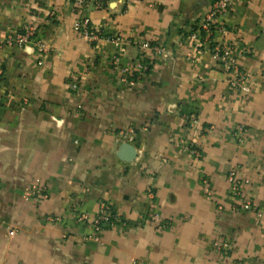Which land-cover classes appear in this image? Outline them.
I'll use <instances>...</instances> for the list:
<instances>
[{
  "label": "crops",
  "instance_id": "0c3cea01",
  "mask_svg": "<svg viewBox=\"0 0 264 264\" xmlns=\"http://www.w3.org/2000/svg\"><path fill=\"white\" fill-rule=\"evenodd\" d=\"M90 1L82 10L71 0H0V264H264V223L227 181L235 170L264 212V0H226L225 32L213 33L252 78L246 95L201 35L213 0ZM83 17L102 38L81 37ZM28 27L40 47L5 44ZM144 40L166 57L123 84L118 68ZM122 143L135 148L132 162L117 158ZM36 184L47 198L23 196ZM101 202L116 219L86 241L90 222L74 215ZM219 238L231 243L226 255L211 247Z\"/></svg>",
  "mask_w": 264,
  "mask_h": 264
},
{
  "label": "built area",
  "instance_id": "2783aa9c",
  "mask_svg": "<svg viewBox=\"0 0 264 264\" xmlns=\"http://www.w3.org/2000/svg\"><path fill=\"white\" fill-rule=\"evenodd\" d=\"M77 7L81 8L82 10L87 9L88 5L90 4V0H71ZM227 8V1L226 0H213L211 2V6L207 14L202 20V24L200 26V30L203 33V37L209 41L212 45V57L213 59L220 65L224 73L228 76V83L229 85L237 90L240 94L246 95L249 93L251 86H252V78L243 70H241L238 66L236 58L232 54V50L230 46L223 45L216 40H213V33L214 32H222L224 33L225 30L222 28L221 24L219 23V18L223 14V12ZM74 28L80 32L81 37L87 41L96 40L102 38L100 33L92 30L89 26V19L88 18H81L78 20ZM200 35V31L197 33ZM37 35V30L34 27L24 28L21 31L15 32L11 34L6 40L5 44L14 47H23L29 44H39ZM110 42L114 44V46L120 51L122 47V41L119 38H108ZM40 47V46H39ZM139 49V57L130 65H124L118 68L120 82L126 84L128 86L135 85L138 83L146 74L148 68L146 65L141 63V58L143 53L148 54V56L153 59H161L166 57V53L164 49L158 45L157 43H152L150 41L144 40L138 44ZM119 58L117 56L113 57V61L115 64L118 63ZM71 90H75L77 85L75 82H72L69 85ZM185 121L187 127L193 128L196 120L192 115H186ZM245 133V129L243 127L236 128V136L241 138V135ZM187 148L191 151L193 155L196 157H200V152L193 144L190 142ZM227 181L229 184L230 194L236 200L239 201L240 208L245 212H253L255 215L262 220L264 223V212L260 211L253 201L244 195V191L242 188V182L235 170H231L227 174ZM23 196L25 198L29 197H39V198H47V193L45 188L42 185L36 184L31 189L24 192ZM148 219L154 223L158 228L164 229L168 225V223L162 220L157 214H151L147 216ZM74 218L77 222H86L89 221V226L91 229V234L88 236H84V240L86 241H98L99 234L115 221L116 216L112 212L109 205L105 202H101L99 204V208L97 212L93 215H89L88 213H77L74 215ZM46 220L49 223L56 224L61 222L60 216L49 215L46 217ZM13 230H9L8 235H12ZM212 249L219 251L223 254H228L231 250V243L224 238H219L214 240L211 243Z\"/></svg>",
  "mask_w": 264,
  "mask_h": 264
},
{
  "label": "water",
  "instance_id": "95a60500",
  "mask_svg": "<svg viewBox=\"0 0 264 264\" xmlns=\"http://www.w3.org/2000/svg\"><path fill=\"white\" fill-rule=\"evenodd\" d=\"M117 158L122 162H132L136 158L135 148L128 143H122L118 148Z\"/></svg>",
  "mask_w": 264,
  "mask_h": 264
},
{
  "label": "trees",
  "instance_id": "16d2710c",
  "mask_svg": "<svg viewBox=\"0 0 264 264\" xmlns=\"http://www.w3.org/2000/svg\"><path fill=\"white\" fill-rule=\"evenodd\" d=\"M201 35L203 36V33H201ZM141 55H142L141 63L146 65L147 68H148V64L150 63L151 58L146 53H143Z\"/></svg>",
  "mask_w": 264,
  "mask_h": 264
}]
</instances>
